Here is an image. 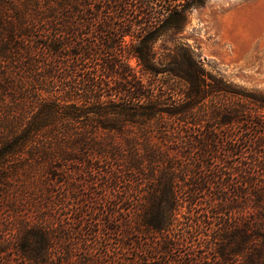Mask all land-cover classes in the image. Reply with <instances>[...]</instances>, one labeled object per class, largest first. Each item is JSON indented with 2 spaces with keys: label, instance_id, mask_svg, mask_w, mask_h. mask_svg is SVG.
Here are the masks:
<instances>
[{
  "label": "trees",
  "instance_id": "obj_1",
  "mask_svg": "<svg viewBox=\"0 0 264 264\" xmlns=\"http://www.w3.org/2000/svg\"><path fill=\"white\" fill-rule=\"evenodd\" d=\"M206 2L0 0V264H264V91L181 41Z\"/></svg>",
  "mask_w": 264,
  "mask_h": 264
},
{
  "label": "rangeland",
  "instance_id": "obj_2",
  "mask_svg": "<svg viewBox=\"0 0 264 264\" xmlns=\"http://www.w3.org/2000/svg\"><path fill=\"white\" fill-rule=\"evenodd\" d=\"M131 8L128 4L129 14ZM34 9L29 7L25 13L22 12L28 18V23L36 19ZM2 11L0 19L3 17ZM181 37V41L190 46L207 71L247 90L264 91V0H207L204 7L192 12L190 23ZM130 64L139 71L136 59H131ZM12 68L9 62L0 60V84L7 76H15ZM0 93L7 96L3 104L15 101V95H11L13 92L0 89ZM3 109L0 107V112ZM3 120L1 118L0 123L7 122ZM83 169L77 162H69L65 173L68 172L70 181L76 180L80 176L77 172ZM39 187L40 184L30 178L15 176L11 196L2 198L6 215L12 212L7 210L8 201L17 202L18 205L25 204L29 199L31 202V198L42 189ZM5 217L4 214L0 215L3 220ZM202 257L214 258L207 253H203Z\"/></svg>",
  "mask_w": 264,
  "mask_h": 264
}]
</instances>
